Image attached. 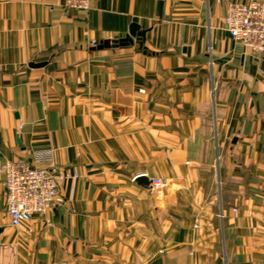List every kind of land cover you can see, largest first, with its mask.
I'll return each mask as SVG.
<instances>
[{"label": "crops", "instance_id": "1", "mask_svg": "<svg viewBox=\"0 0 264 264\" xmlns=\"http://www.w3.org/2000/svg\"><path fill=\"white\" fill-rule=\"evenodd\" d=\"M248 1L0 0V167L53 150L78 175L13 227L0 172V264L264 261V55L224 25ZM133 24L143 48L93 50Z\"/></svg>", "mask_w": 264, "mask_h": 264}, {"label": "built area", "instance_id": "2", "mask_svg": "<svg viewBox=\"0 0 264 264\" xmlns=\"http://www.w3.org/2000/svg\"><path fill=\"white\" fill-rule=\"evenodd\" d=\"M62 1L66 10L82 12L90 11L93 3V0ZM224 25L235 43L251 53L264 55V0L229 3ZM92 45L96 47L98 43L93 41ZM0 172L5 177L6 214L13 227L30 222L34 215L52 207L64 205L63 183L78 178L56 166L53 150L37 151L32 162L8 161L0 167ZM142 175L146 174L137 175L134 180ZM150 180L153 193L166 186L163 178Z\"/></svg>", "mask_w": 264, "mask_h": 264}, {"label": "water", "instance_id": "3", "mask_svg": "<svg viewBox=\"0 0 264 264\" xmlns=\"http://www.w3.org/2000/svg\"><path fill=\"white\" fill-rule=\"evenodd\" d=\"M146 39V31L141 30L140 26L137 24H133L130 29V34L121 39H114V40H105L102 41L99 45L94 47L93 50H103V49H108L112 47H119V46H125L128 45V40L131 43H134V40L140 44V47H144V42ZM236 142V139L234 140V143ZM135 181L144 187L145 189H148L149 191L152 192L151 189V180L148 176L142 175L139 176L135 179Z\"/></svg>", "mask_w": 264, "mask_h": 264}, {"label": "trees", "instance_id": "4", "mask_svg": "<svg viewBox=\"0 0 264 264\" xmlns=\"http://www.w3.org/2000/svg\"><path fill=\"white\" fill-rule=\"evenodd\" d=\"M130 44H133V43L129 42V40H128V45H125V46H129Z\"/></svg>", "mask_w": 264, "mask_h": 264}]
</instances>
